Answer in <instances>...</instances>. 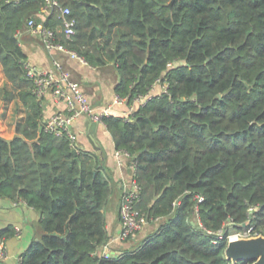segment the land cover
<instances>
[{
  "label": "trees",
  "instance_id": "obj_1",
  "mask_svg": "<svg viewBox=\"0 0 264 264\" xmlns=\"http://www.w3.org/2000/svg\"><path fill=\"white\" fill-rule=\"evenodd\" d=\"M58 1L75 19L70 37L58 7L40 16L46 0H0L1 100L23 112L12 136L0 124V197L32 206L41 228L18 264H249L224 249L227 222L251 217L264 234V0ZM29 18L90 65L113 63L128 104L165 84L129 119L103 116L155 224L138 246L94 253L109 238L111 181L92 152L44 130L18 38Z\"/></svg>",
  "mask_w": 264,
  "mask_h": 264
},
{
  "label": "crops",
  "instance_id": "obj_2",
  "mask_svg": "<svg viewBox=\"0 0 264 264\" xmlns=\"http://www.w3.org/2000/svg\"><path fill=\"white\" fill-rule=\"evenodd\" d=\"M42 11L40 16L44 17L48 11ZM18 38L26 55V60L32 65L49 69L53 66V60H58L70 77L80 85L92 106L100 109L111 103L116 94L114 86L119 79V72L113 63L94 66L66 52L59 50L48 52L44 46L41 34L32 30L27 24L18 30ZM5 82L0 64V88ZM4 104L7 107L3 108V105H0V124L4 135L10 137L14 133L16 117H20L23 112L17 107L15 100ZM42 104V120L55 110H65L63 105L54 101L51 94H47L44 97ZM127 106V104H114L110 114L122 115V111ZM16 109H20L19 112ZM71 129L76 135L75 146L80 150L92 152L110 178L111 192L104 207L109 240L121 229L119 205L122 192L132 174L131 169L127 165L129 159L123 158V165L117 163L114 154V140L104 122H95L86 115L80 114L72 121ZM39 218L38 211L24 201L0 197V229L8 225L15 228V233L5 239L6 255L0 259V264H18L17 259L20 253L27 248L34 237L41 234ZM132 240H136V237L132 238ZM113 243L114 246L124 245V242L118 239Z\"/></svg>",
  "mask_w": 264,
  "mask_h": 264
},
{
  "label": "built area",
  "instance_id": "obj_3",
  "mask_svg": "<svg viewBox=\"0 0 264 264\" xmlns=\"http://www.w3.org/2000/svg\"><path fill=\"white\" fill-rule=\"evenodd\" d=\"M53 6L58 7L64 33L67 37H70L75 31V19L68 16L70 8L61 5L58 0H46L44 10L49 11ZM27 25L35 32L41 34L44 46L48 52L59 50L73 57H77L80 60H84L76 52L68 49L62 43L55 42L52 29L41 25L36 26L32 18L27 20ZM24 66L27 76L33 81V91L36 98L42 101L47 94H51L54 101L63 105L65 109L55 110L48 117L44 118L42 120L44 130L50 131L56 135H66L72 145H75L76 135L72 131L70 125L78 115L84 114L95 122H104L103 116L110 114L114 104H127L128 106L122 111L121 116L125 119H129L130 114L135 109V105L145 102V100L154 93L151 91L153 86L150 93L136 97L132 104H128L127 96L115 94L111 103L98 109L91 105L80 85L70 77L60 61L54 59L53 66L49 69L38 68L27 60L24 61ZM157 83L159 82H156L154 85ZM162 89L165 90L164 83L162 84L161 90ZM114 154L117 163L120 165H123V158L129 159L127 165L131 169L132 174L121 195L119 205L121 229L116 235L112 236L95 250L94 253L100 257H111L117 254L118 251L114 249L113 242L117 239L124 240L134 238L138 232L144 229L150 220L146 212L137 208V202L140 199V185L135 178L136 168L133 157L122 148H115ZM158 219H160V217L153 218L154 221ZM197 223L201 225L199 220ZM227 224H230V222H227L226 225ZM237 228V231L227 233V240L232 237H249L261 234L255 229L253 223H251V217L240 223ZM225 231L226 226H223L217 230V234L222 236ZM5 255V245L4 242L0 240V259L5 257ZM17 260L18 262L20 261V255Z\"/></svg>",
  "mask_w": 264,
  "mask_h": 264
},
{
  "label": "water",
  "instance_id": "obj_4",
  "mask_svg": "<svg viewBox=\"0 0 264 264\" xmlns=\"http://www.w3.org/2000/svg\"><path fill=\"white\" fill-rule=\"evenodd\" d=\"M224 253L233 263L243 260L249 264H264V234L232 237L227 240Z\"/></svg>",
  "mask_w": 264,
  "mask_h": 264
},
{
  "label": "rangeland",
  "instance_id": "obj_5",
  "mask_svg": "<svg viewBox=\"0 0 264 264\" xmlns=\"http://www.w3.org/2000/svg\"><path fill=\"white\" fill-rule=\"evenodd\" d=\"M161 88H162V84H159V83H158V84L155 85V87L152 88L151 91H152V92H157V91H160ZM0 99H1V95H0ZM0 105H3V108L7 107V105L4 104L3 100H0ZM0 108H1V107H0ZM6 109H7V108H6ZM0 110H1V109H0ZM2 113H3V112H2ZM1 117H2V116H1ZM71 125H72V123H71ZM71 125H70V127H71ZM154 226H155V224H154L153 222H151V221L149 222V221H148V223H147V225L144 227V229L141 230L140 232H138V233L135 235L136 240L133 241L132 239H124V240H122V242H124V245L114 246V249H116L117 251H119V250H122L123 248H126V247L138 246V245L142 242L144 236H145L146 234H148L149 231H151V230L154 228ZM227 227H229V228H228V232H230V233H232L233 231H237V230H238V228H235V227L231 226L230 224H228ZM139 233H140V234H139Z\"/></svg>",
  "mask_w": 264,
  "mask_h": 264
}]
</instances>
